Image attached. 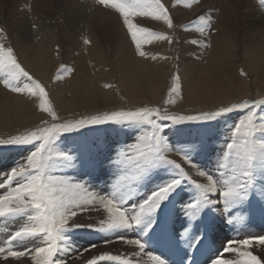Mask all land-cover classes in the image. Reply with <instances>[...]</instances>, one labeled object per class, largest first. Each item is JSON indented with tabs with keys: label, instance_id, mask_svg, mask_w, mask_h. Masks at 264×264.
Instances as JSON below:
<instances>
[{
	"label": "snow or ice",
	"instance_id": "snow-or-ice-1",
	"mask_svg": "<svg viewBox=\"0 0 264 264\" xmlns=\"http://www.w3.org/2000/svg\"><path fill=\"white\" fill-rule=\"evenodd\" d=\"M93 3L114 11L122 18V24L139 57L148 58L149 54L143 50V46L152 43L153 39L172 43L171 36L134 22V18H150L152 21H163L168 29L175 31L177 25L174 18L161 0H93ZM181 3L185 8L191 9L200 0H175L173 7ZM260 4L264 5V0H260ZM198 20L201 34L206 27L211 29L210 17L206 23L204 16H200ZM181 29L186 30L187 26L183 25ZM3 33L4 29L0 28V84L12 93L35 97L39 101V109L51 117V120H41L40 125L34 129L0 139V146H31L24 160L9 168L4 182L0 183V218L11 219L12 222L24 219L9 234L7 240L0 242V264H26L27 257H30L27 264H69L67 257L77 251L82 264H105L110 261H121V264H166L160 255L146 250L141 237L130 239L122 234L117 238L138 249L133 253L134 257H140L138 261L108 252L84 258L83 254L97 245L91 244L77 250L73 247L72 233L82 228L100 233L135 231L137 226L145 223L146 217L157 212L161 203L186 179L196 189L195 197L184 206L185 214L190 219L195 220L206 207L216 210V205H223L220 209L223 213L234 204L243 205L247 201L255 183L254 169L259 167L264 175V116L259 115L264 112V98L243 99L214 111L192 115H174L167 108L144 106L62 119L52 107L45 85L25 69L14 48L6 46L4 41L7 37ZM85 43L89 41L85 40ZM193 43L210 47L209 44L199 45L198 41ZM151 59L156 57L152 56ZM71 71L62 66L56 78ZM241 75H245L243 70ZM181 90V77L177 73L173 77L169 99L165 103L175 104L172 97L180 96ZM241 110L245 115L235 123L231 137L226 142L222 161L219 163V178L201 170L199 175L206 177V183H198L191 180L179 163L167 158L171 147L163 135L164 126L161 122L208 124ZM105 125H118L139 135L131 145L118 144L114 154L101 161V146L87 139L78 141L77 135L83 136L84 129L96 130ZM59 144H63V148L58 147ZM181 154L188 163L192 162L185 150ZM97 164L106 166L113 175L122 174L107 195L91 191L86 183L70 181L54 174L60 170H77L84 165ZM161 166L173 169L174 177L157 186L142 199L130 203L136 195L131 181L143 180L153 169ZM129 171L133 175H128ZM127 204H132L131 209L126 207ZM97 206L103 208L107 217L100 221L98 227L76 222L79 212L89 211L93 207L99 211ZM239 211H243V207ZM232 220L234 217L230 222ZM143 234L147 235V230ZM202 240L203 237H198L192 243L199 244ZM18 246H23L24 250H20ZM257 246H264V235L230 240L211 259L210 264H264V256L253 252ZM261 251L264 252V247ZM144 256H147V261Z\"/></svg>",
	"mask_w": 264,
	"mask_h": 264
},
{
	"label": "rangeland",
	"instance_id": "rangeland-1",
	"mask_svg": "<svg viewBox=\"0 0 264 264\" xmlns=\"http://www.w3.org/2000/svg\"><path fill=\"white\" fill-rule=\"evenodd\" d=\"M40 1L42 2L41 5L39 3V0L36 3H34L35 0H23L22 5H16L13 4L11 0H0V28L4 29L3 35L7 37L4 43L7 42L8 39H17L16 37H18L19 39L24 35L28 36V38H31L33 40H35L36 37L38 36V38H41L44 43L48 42L47 43L48 45L50 44L49 42L50 40L52 47L51 46L49 47L51 49L50 52L51 54L49 55L50 56L52 55V58L54 59V60L52 59L53 61L52 63H55V61L59 59V53L61 49L60 46L62 45L63 39L65 37H70L74 39L77 38L78 34L81 33H83L81 34V37L86 36L83 30H80V32H78L77 31L78 28L76 27H78L79 25H80L79 26L80 29L85 27L84 25L89 19L85 15L92 8L91 11L93 10V13L99 12L98 15H102L104 19H107L106 25L111 26L115 24L118 27H120L123 35H125L124 38L127 45V49L131 50L132 53H134V55L137 58L138 55L135 53L134 44L131 42L127 30L122 24V18H120L119 15L114 11L107 10L101 6L94 5L93 0L92 1L91 0H87V1L86 0H40ZM234 1L235 0H200V3L195 4L191 9L186 10L183 3L176 5V7H173L175 0H169V1L161 0V2L164 3L165 6L169 8L174 18V23L177 25L175 31L168 29L167 25L163 21L157 22V21H152L150 18H136L140 22L141 26L148 27L152 31L161 32L172 37V43H169L168 41L165 40L153 39L152 43L145 44L143 46V50H145L149 55L148 58H141V57L139 58H141V60L145 59V61L147 60L149 63L152 62L151 64H153V66L155 67L168 65L169 67L168 66L167 67L169 68L170 73L167 79L168 81L166 82V88L164 90V93L161 95V98L154 104L148 103L150 104L148 106V104L145 103L140 107L147 106V107L155 108L160 106L162 108H167L168 111L170 110L169 112L172 114H178V115L197 114L195 112H192L193 110L191 111V113H185L184 111H182L183 114L182 113L179 114V111L176 110L178 103L180 102V105L187 104L185 100L182 99V95L180 96L174 95L172 98L175 99L176 102L175 104H171V106L165 103V101L169 99V91L173 85V77L177 73L179 74V66H178L180 61L179 58H181L182 56L187 57L188 52L190 50L193 51L198 48L202 50L206 49L203 46H198V44L193 43V41L198 40L199 45L200 43L201 45H203L209 42L208 37H210L212 31L210 30L206 31L208 29L206 27L205 32L201 34V32L199 31L201 24L198 18L200 16H204L206 23L208 18L210 17L212 22L211 25L215 24L214 23L216 20L215 16L217 13L216 11H212L210 9V5L215 6L216 4L217 5L221 4L222 2L235 4ZM249 1L250 0H245L243 6L246 5L248 8ZM252 1L254 2L255 7L258 8L256 9L257 13H259V15L261 14L260 17L261 16L264 17V5L260 4V0H256L257 4L255 3V0ZM87 4H89V6L91 4V6L88 7ZM243 6L240 5L241 8ZM234 7L236 6L234 5ZM193 8L195 9V12L192 15H188L187 18L183 17V19L185 20V22H183L184 24L177 22L178 15L176 14V12L185 11V10H186L185 12H188L189 10L191 11ZM216 8L218 12L219 11L218 7ZM238 8L239 6L237 7V9ZM88 14L90 13L88 12ZM83 15L85 17H83ZM236 16H237L235 20L236 27L234 30L235 45L238 47L240 46V44H245V43L253 47L254 45H256L258 48H260V53H264V48H261L264 39V33H262L264 31V19L260 17L258 18V16L252 14L251 11L250 12L245 11V9H242V14L238 13ZM44 25H46L45 28ZM183 25L187 26L186 30L181 29V26ZM65 28H68L67 29L68 31H66ZM39 29H41L42 31ZM25 30L26 32H24ZM74 30L76 32H74ZM97 32H94L96 33V37L102 41L100 33ZM122 41L124 42L123 37H122ZM110 45L112 46V44ZM232 45H234L233 42ZM6 46L9 45L6 44ZM195 46L197 47L195 48ZM240 51H242L241 48ZM230 52L232 53L233 51ZM151 54L152 56H155L156 59L151 60L152 57ZM56 57L58 58L56 59ZM60 65L62 66V64L59 62V64L57 65L58 67L56 66L55 69L53 70V73H51L50 75L51 78L49 77L44 81L35 78L40 80L41 83L45 85L46 90L49 93V99L51 101L52 107L56 110L57 114L62 119L65 118L74 119V117L79 118L85 115L86 116L95 115L96 113L88 114V112L85 111H77L73 114H66V115L61 114L59 107H57L56 105V99L52 95L54 84L58 82V80L60 79V78L59 79L56 78L58 71L61 69ZM236 66H237L236 68L233 67L231 70H229L228 73V75L230 76L229 86H227L224 89H217V90L215 89L212 92V94L208 95V96H213L211 98H209L208 96H201L205 98L204 101H206V99H211L212 104L214 106H217L214 109L213 108L210 109L209 111L217 110L219 107L222 106H229L230 104L241 101L243 99L264 98V92L258 91L259 89L261 90L264 89V78L262 77L260 78L262 82L260 81L258 83L252 84L250 82L251 79L249 78L245 69L240 65L239 66L236 65ZM52 68L54 67L52 66ZM241 70H243L245 75H241ZM67 75L70 76L69 73ZM106 79L107 78L104 77V80L108 81ZM0 85L3 87L2 84ZM105 85H111L112 87H105ZM101 86L102 87L100 89H102L103 91H109L115 97V99L120 103L119 106L122 107L129 105V103L125 101V98H123L119 93V91L117 90L116 85L110 84V81L108 82L103 81L101 83ZM114 87L116 88V90ZM246 87L248 88L249 92L246 95H243L242 98L239 94L244 92L246 90ZM256 90H257V95H256ZM228 95L229 97L234 96L235 101H232L230 103L227 102L226 103L227 105L226 104L221 105L220 102L215 100L218 96H228ZM22 96L23 98L25 97L27 100H29L28 102L30 103V108L33 109L35 115L41 117L40 121L37 124H35L33 127L39 126L41 120H51V117H49L46 113L42 112L39 109V101L35 97L29 98L26 95H22ZM250 96L251 98H249ZM224 99H227V97H225ZM244 115L245 112L241 110L238 112L231 113L226 117H221L218 122L212 121L208 124L205 123L172 124L169 121L161 122L164 126L163 135L166 137L171 147V150L169 152L172 154L171 156L176 158L178 157L177 160L175 159L174 161H177V163H179L181 167L184 168L182 166V162L186 163L187 161H182L184 159L183 158L184 156L181 154V151L185 150L186 152H189L188 155L192 160V162L189 163V165L195 171L206 170V172L211 174L214 178H219V163L222 161V153L226 148V142L231 137L232 129L235 123H237L240 119H242ZM259 115L264 116V112H260ZM218 123H219L218 127L213 126V124H218ZM130 130L131 129H123L118 125H111V126L105 125L101 129L82 130L83 136L77 135V140L83 141L87 139L89 142L95 141L101 146V149L104 150L105 148L108 149L107 150L108 154H106L105 156L106 158H108L110 155L114 154V150L118 146V144L119 146H123L125 143L131 145L136 141V137L139 135V133H135L133 130L131 131ZM220 130L222 133L220 132ZM18 133H20L18 132V130L9 131L7 133L1 132L0 139H2V137L7 138L11 135H16ZM215 136L218 137L217 142L214 141ZM179 137H181V139H178ZM188 139L190 140L188 141ZM192 144L193 146H191ZM63 146H64L63 144L58 145V147L60 148H63ZM181 146H182V150H181ZM174 148L176 149L174 150ZM29 150H31L30 145L24 146L23 148L13 147V146H0V183L4 182L3 180H5L6 172L8 171V169L15 166L22 160H24ZM16 151L19 152L16 153ZM15 153L16 156L13 157L14 159L12 158L13 163L12 162L9 163V157L13 156ZM106 158L100 157L99 159L103 161L106 160ZM6 161L8 164L4 165ZM94 166L95 165L81 166L78 169L79 175L75 174L76 175L75 177L79 181H81L80 179L82 178V180L84 181V183L87 184V187L89 189L90 188L94 189V187H96L97 193L107 195L109 192L113 190V186L115 185L117 180L120 178V175L122 174L113 175L107 167H105V170H101V169L99 170L96 169ZM184 170L187 174L190 173L188 171L190 169H188L187 167L184 168ZM128 175L131 176L133 175V173L129 171ZM174 175H175V171L171 169L169 166H161L157 169H153L151 174H149L146 177V179L132 180L131 185L136 189V195L130 203H135L136 201L147 196L157 186L163 184L164 181L166 182L169 179L173 178ZM254 178H255L254 186L250 190V195L248 196L247 201L243 203V205L234 204L231 209L223 213L220 211V209L223 208V205H216L215 206V209L217 211L216 214L213 213L212 208L206 207L205 209L202 210V212L198 215V217L195 220L190 219L189 216L185 214L186 210L184 206L187 203L191 202V200L196 195V189L192 186L191 181L186 179L183 183H181V185L176 189V191L169 196V198L166 201L161 203L159 209L154 215L146 217L145 223L137 226L135 231L127 232V236L130 239H135L138 236L141 237L143 239V242L147 246V251H152L155 254L160 255L162 259L171 258L170 264H174V261L172 259H174L178 264H182L186 260L188 264H197V262L200 263V261H202L201 264H210L211 259L216 255V253L219 250L222 249V247L228 241L240 239V238L264 235V175H262L259 167L254 169ZM181 195L184 198L180 199ZM126 207L131 209L132 204H127ZM240 207H243V211H239ZM82 213H88V212L87 211L79 212V214ZM232 217H234V220L230 222ZM91 219H92L91 217L90 219H88V217L87 219L83 218V220L75 218L76 222L80 224H90L88 222ZM18 220L20 221V223L24 222L23 218L22 219L20 218ZM13 223L14 222H12L11 219L5 221V219L3 220V218H0V242L7 240L9 234L12 232V230L9 229V227L10 225L12 226ZM149 225H151V227H149ZM145 230H147V235L143 234ZM93 233L95 234V231H92L87 228L77 229L74 233H72V239L75 243L79 242L83 245H86L91 243L92 240L89 239L88 236L94 235ZM198 237H203V240L199 244L193 245L192 242L195 241L196 238ZM92 242L93 244L98 245L96 243L98 242L100 243L101 239L100 240L95 239ZM90 245H86V246H90ZM262 247L264 246L255 247L253 251L254 250L257 251H254V253L260 256H264V252L260 250L262 249ZM192 250H193V257L190 258L189 256L192 255V252L190 251ZM165 261L166 264H168V261L167 260ZM111 262H113L112 264H121L120 261H111Z\"/></svg>",
	"mask_w": 264,
	"mask_h": 264
},
{
	"label": "bare ground",
	"instance_id": "bare-ground-1",
	"mask_svg": "<svg viewBox=\"0 0 264 264\" xmlns=\"http://www.w3.org/2000/svg\"><path fill=\"white\" fill-rule=\"evenodd\" d=\"M11 1L13 4L16 5L23 4V0H11ZM36 2H38V0H35L34 3ZM227 2H222L221 4L218 5L216 4L215 6L210 5V9L212 11H216L217 13L215 16L216 19L214 22L215 24L211 25V29H210V31H212V34H210V37H208L209 39L207 38L209 41L207 42L209 43L210 47L206 48L205 50L199 48L193 51L190 50L191 52L189 51L190 54L188 52L187 57L179 56L181 57L179 58L180 61L178 65L179 76L181 77V84H182L181 95H182V99H184L185 102L187 103L186 105H180V102L178 103L176 110L179 111V114H181L182 111H184L185 113H191L192 110H193L192 112L198 114L200 112L209 111L210 109L212 108L214 109L215 107H217L212 104L211 99H206V101H204L205 98L201 96H208L212 94V92L215 89L216 90L224 89L227 86H229L230 76L228 75V73L229 70H231L233 67L236 68L237 67L236 65L238 66L240 65L245 69L249 78L251 79L250 82L252 84L260 82L261 77L264 78V53H260V48H258L256 45H254L253 47L247 45L246 43L240 44L239 47L242 50L240 51V48L235 45V31H234L236 27L235 26V20L237 18L236 15L238 13L242 14V9H245V11H249V12L251 11V13L258 16V18L260 17L261 14L259 15V13H257L256 9L258 8L255 7L254 2L252 0L249 1L248 8L246 5L243 6L245 0H235L234 1L235 4L227 3ZM39 3L40 5L42 4L40 0ZM255 3L257 4L256 0ZM234 5L236 7H234ZM240 5L243 7L241 8ZM87 6L90 7L91 4L90 6L89 4H87ZM238 6L239 8L237 9ZM216 7H218L219 10L218 12ZM90 11H88L90 14H88L87 12L85 15L86 17L89 18L86 24L84 25L85 27L81 29L79 28L80 25L76 27L78 28L77 29L78 32H80V30H83L86 36L81 37V34H83L81 33L78 34L77 38L74 39L70 37H65L63 39L62 45L60 46L61 49L59 53V59L55 61V63H52L53 62L52 55L51 56L49 55L51 54L50 53L51 49L49 47L50 46L52 47L50 40H49L50 44L48 45L47 44L48 42L44 43L41 38H38V36L36 37V39L34 37L35 40H33L31 38H28V36L24 35L19 39L18 37H16L17 39H8V41L5 43L14 48L19 61L22 63L25 69L30 72V74L34 78H38L42 81L48 79L51 73H53L55 67L59 64V62L62 64L63 67L72 70L71 71L72 73L71 72L69 73L70 76L67 75L68 72L63 73L60 76L58 82L54 84L52 90L53 92L52 95L55 97L56 105L57 107H59L62 115L73 114L77 111H85L88 112V114L89 113L97 114V113L113 111L121 108H137L145 103L147 104L156 103L161 98V95L164 93V90L166 88V82L168 81L167 79L170 73L168 68L169 66L167 65L168 67L167 66L155 67L153 66V64H151L152 62L149 63L147 60L145 61V59L141 60L139 56H137L136 58L134 53H132L131 50L127 49V45L124 38L125 35H123L120 27H118L115 24L111 26L106 25L107 19H104L102 15H98L99 12L93 13V10L91 12ZM185 11L176 12V14L178 15L177 22L181 24L185 22L183 17L187 18L188 15H192L195 12V9L193 8L191 11L189 10L188 12ZM85 16L83 15V17ZM260 18L264 19V17L262 16ZM134 22H138L140 24V22L136 18H134ZM45 26L46 25H44V28ZM65 29L66 31H68L67 30L68 28ZM208 30L209 29H207L206 31ZM24 32H26V30ZM74 32L76 31L74 30ZM94 32L100 33L102 41L96 37V33ZM262 33H264V31ZM122 37L124 42L122 41ZM85 40L89 41V43H85ZM231 41L234 43V45H232ZM110 44H112V46ZM261 46H260L261 48H264V39H263V44ZM196 47L197 46H195V48ZM230 51L233 52L231 53ZM57 58L58 57H56V59ZM52 66L54 68H52ZM104 77L107 78L106 80L110 81V84L116 85V88L121 94V96L125 98V101L129 103L128 106H122V107L119 106L120 103L115 99V97L109 91H103L102 89H100L102 87L101 83L103 81L108 82L104 80ZM263 90L259 89L258 91L264 92ZM248 92H249L248 88L246 87V90L240 93L239 95L242 97L243 95H246ZM256 95H257V90H256ZM208 97L211 98L213 96H208ZM225 97H227V99H224ZM249 98H251V96ZM215 100L220 102L222 105V104H226L227 102L230 103L232 101H235V98L234 96L229 97L228 95V96H218ZM28 101L29 100H27L25 97L23 98L22 95L20 94L16 95L15 93L7 91L4 87L0 85V131L2 130L1 132L7 133L9 131H15V130L16 131L18 130V132H23L25 130H31L37 127V126L35 127L33 126L40 121L41 117L35 115L33 109L30 108V103ZM150 104H148V106ZM174 115H178V114H174ZM75 118L76 117H74V119ZM213 126L218 127L219 123L213 124ZM217 138L218 137L215 136L214 138L215 142H217ZM178 139H181V137H179ZM189 140L190 139H188V141ZM191 146H193V144ZM175 149L176 148H174V150ZM107 150H108L107 148H105V150L102 149V154L100 155L101 158H106L105 156L106 154H108ZM181 150H182V146H181ZM17 152L19 151H16V153ZM16 153L13 156L9 157V163L12 162V158L16 156ZM171 155L172 154L170 152L167 153L168 158L177 160L178 157L176 158ZM182 161H186V160L183 159ZM187 162L186 163L182 162V166L184 168L187 167L188 169H190L188 170L190 172L188 176L191 177V180H195L198 183H206V177H201L199 175V171L197 170L195 171ZM7 164L8 163L6 161L4 165ZM94 167L99 170L100 169L105 170L106 166H101L97 164ZM54 174L64 176L70 181H79L75 177L76 176L75 174L79 175L78 169L60 170ZM80 180L81 181L79 182L84 183L82 178ZM90 190L96 192L97 188L96 187H94V189L90 188ZM182 198L184 197H182L181 195L180 199ZM212 211L215 214L217 212L216 210H213V208ZM87 212L88 213H82V214L78 213L76 218L83 220V218L87 219L88 217V219H90L91 217L92 219L89 220L88 223L96 227H98L100 224V222L98 221H102L107 218L102 207H99V211H97L96 208L93 207L91 210ZM22 223H20V221L18 220L17 222H14L12 226L10 225L9 229L14 231ZM121 234L127 236V232H123V233L95 232L94 235L88 236V238L91 239L92 241H94L95 239H99V240L101 239V242L96 243L98 244L97 247L92 248L90 252H85L83 254L84 258H91L92 255L100 254L102 252H108L112 255L127 257L129 259H133L134 261H138L140 257L133 256V253L137 252L138 249L135 248L133 245H128L124 243L122 240H119L117 237ZM106 240L111 242L105 243ZM92 241L89 244H86L87 242L84 244L86 245L93 244ZM72 243H73V247H75L77 250H82L84 247H89L79 242L75 243L73 239H72ZM18 247L20 250L24 249L23 246H18ZM146 250H147V246H146ZM78 257H79V251L71 253L67 257L69 264H82V260L79 259ZM229 258H231V256ZM25 259L27 264V262L30 261V257H27ZM144 259L145 261H147L148 259L147 256H144ZM112 263L113 262L111 261L105 262V264H112ZM200 263H202V261H200ZM14 264H16V262H14Z\"/></svg>",
	"mask_w": 264,
	"mask_h": 264
}]
</instances>
